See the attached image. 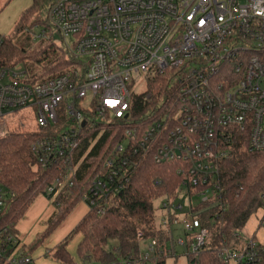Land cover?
<instances>
[{
    "label": "built area",
    "instance_id": "1",
    "mask_svg": "<svg viewBox=\"0 0 264 264\" xmlns=\"http://www.w3.org/2000/svg\"><path fill=\"white\" fill-rule=\"evenodd\" d=\"M46 18L76 66L36 82H28L23 66L0 68V122L16 120L14 128L38 133L31 143L37 168L60 176L46 189L54 202L74 186L90 150L75 156L88 135L97 133L94 145L130 119L125 140L94 170L81 202L105 213L129 184L140 155L154 152L157 162L178 164L188 196L187 206L167 198L157 222L169 230L171 255L174 244L186 257L197 255L212 238L202 213L215 210L211 223L219 224L228 208L220 163L232 143L264 151V0H55ZM162 75H168V101L134 124L133 99L151 97L148 85ZM28 117L34 125L23 122ZM193 196L200 197L198 206ZM14 197L0 181V220ZM177 223L183 236L174 235ZM136 238L139 255L123 263L154 264L158 239L142 228ZM23 246L18 233L0 224L5 264H34ZM219 252L223 264H264V241L256 235L241 249L223 245Z\"/></svg>",
    "mask_w": 264,
    "mask_h": 264
},
{
    "label": "trees",
    "instance_id": "2",
    "mask_svg": "<svg viewBox=\"0 0 264 264\" xmlns=\"http://www.w3.org/2000/svg\"><path fill=\"white\" fill-rule=\"evenodd\" d=\"M12 0H8L9 3ZM55 0H32V4L20 16L12 34L3 38L0 46V68L23 66L28 73V82H36L56 77L72 66H76L65 49H60L51 41L54 29L48 19H42ZM39 23V24H38ZM38 42V44H37ZM168 75L156 77L148 85L152 96L140 94L132 102L134 124L148 120L149 111L159 109L168 98ZM64 120V117H62ZM126 128L130 119L124 120ZM124 129L112 128L100 134L91 133L86 138L75 159L90 150L80 165L78 176L72 187L65 188L54 200L55 211L48 218L46 228L30 244L24 245V253H33L59 227L89 190L94 170L100 167L108 153L118 142L125 140ZM37 132L14 131L0 136V181L15 193L5 214L0 220L2 226L17 234V225L30 206L40 196L47 194V187L60 176H49L38 169L31 143ZM239 140L234 141L228 154L220 163L221 180L226 190L228 208L223 212L219 224L211 223L214 211L202 213L204 225L210 226L212 238L197 255H190L187 264H223L220 250L223 245L240 249L232 240L245 226L249 218L264 206V151L250 152ZM154 152L140 155L139 165L131 176L129 184L112 197L105 213L88 210L77 223L72 233L60 242L53 252L54 257L64 263L74 264L68 250L72 235L80 233L82 238L77 246L80 264H124L130 256L139 255L137 229L142 228L147 236L158 239L159 250L154 264H167L171 256L169 230L157 222V211L153 199L165 196L175 200L183 189L184 176L177 174L178 164L171 161L157 162ZM220 219V218H219ZM225 242V244H223ZM0 264L5 260L0 258Z\"/></svg>",
    "mask_w": 264,
    "mask_h": 264
},
{
    "label": "rangeland",
    "instance_id": "3",
    "mask_svg": "<svg viewBox=\"0 0 264 264\" xmlns=\"http://www.w3.org/2000/svg\"><path fill=\"white\" fill-rule=\"evenodd\" d=\"M7 2L8 0H0V35L5 36L12 34L17 21L22 13L30 7L32 0H12L9 3ZM42 19H46V12L45 18L43 14ZM51 41L54 45L63 49L60 35H52ZM144 89H146V86L142 84L141 90L143 91ZM23 122L27 125H34V121L29 117L23 119ZM17 123L19 124L16 120L10 122L9 124L0 122V136L5 133L14 132L12 131L13 129L21 131L20 129L14 128ZM167 200L168 199L165 196H159L153 199V206L159 215L165 213V210L162 209V203ZM191 200L194 206H198L200 197L193 196ZM175 201L177 203H183L185 206L188 205V196L186 195V191L184 189L181 190ZM86 208V204L83 202L77 204L71 214L62 221L53 234H51L37 250L35 249V251L31 254L28 253L34 258V264H67L57 260L54 257L53 252L55 251L56 246L72 233L73 229L80 220L83 210ZM54 210L55 204L53 200L48 199L45 195H40L34 201L18 226V237L20 239L21 246L29 244L44 231L47 219L49 218L48 215L51 211L53 213ZM183 214L184 213H181L180 216ZM174 228V235L176 237L184 235V228L181 223L175 224ZM238 234L240 235V238H235L232 242L240 249L244 246L245 241L253 235H256V239L258 241H264V209L259 208L255 213H253ZM81 238V234L76 233L72 235L68 243V250L75 263H81L77 253V246ZM146 243L147 242L144 241L143 249L145 248ZM171 249L172 255L169 257L167 264H187V258L184 255V248L182 246L174 244L171 245Z\"/></svg>",
    "mask_w": 264,
    "mask_h": 264
},
{
    "label": "crops",
    "instance_id": "4",
    "mask_svg": "<svg viewBox=\"0 0 264 264\" xmlns=\"http://www.w3.org/2000/svg\"><path fill=\"white\" fill-rule=\"evenodd\" d=\"M55 211V210H54ZM88 211V208H86V209H84L83 210V213H82V215H81V217H80V219L83 217V215L86 213ZM28 212V211H27ZM53 213H52V211L50 212V214L48 215V217H50L51 215H52ZM47 217V218H48ZM23 219H21V221H22ZM48 220V219H47ZM21 221L18 223V225H17V230H18V226H19V224L21 223ZM80 221V220H79ZM31 243V242H30ZM29 243V244H30ZM28 245V244H27Z\"/></svg>",
    "mask_w": 264,
    "mask_h": 264
}]
</instances>
